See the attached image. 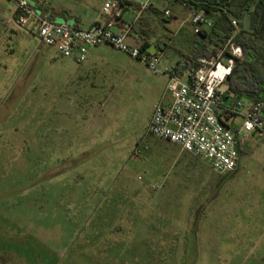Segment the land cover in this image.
<instances>
[{"label": "rangeland", "instance_id": "1", "mask_svg": "<svg viewBox=\"0 0 264 264\" xmlns=\"http://www.w3.org/2000/svg\"><path fill=\"white\" fill-rule=\"evenodd\" d=\"M60 2L84 24L103 6ZM14 13L0 0V264H264V139L213 172L148 132L164 76L106 44L78 63ZM248 89L264 101V70Z\"/></svg>", "mask_w": 264, "mask_h": 264}, {"label": "built area", "instance_id": "2", "mask_svg": "<svg viewBox=\"0 0 264 264\" xmlns=\"http://www.w3.org/2000/svg\"><path fill=\"white\" fill-rule=\"evenodd\" d=\"M12 1L15 13L10 22L25 30L31 25V32L42 44L63 56L81 63L92 48L107 44L164 76L165 90L155 105L148 132L179 145L182 151L203 160L213 172L225 175L237 169L242 136L257 134L264 139V102L238 98L228 104L226 92L221 89L237 61L244 57L242 47L232 37L214 46L211 57L201 58L196 70L182 72L179 67L161 68L164 51L148 55L126 43L141 18L152 13L155 0H108L101 9L102 22L89 29L54 20L31 0ZM128 8H133L135 15L125 21L123 11ZM162 12L165 18L172 17L169 9ZM185 24L196 35L213 27L207 16L194 12ZM232 26L238 28L237 19L232 20ZM239 119L241 124L235 126Z\"/></svg>", "mask_w": 264, "mask_h": 264}, {"label": "trees", "instance_id": "3", "mask_svg": "<svg viewBox=\"0 0 264 264\" xmlns=\"http://www.w3.org/2000/svg\"><path fill=\"white\" fill-rule=\"evenodd\" d=\"M187 6L191 12L207 13L213 27L199 34H192L193 51L184 55L190 70H196L199 60L211 57L210 47L225 43L233 38L244 52V57L237 61L226 82L230 85L227 97L235 93L242 98L244 93L252 96L253 102L262 101L260 92L248 89L253 69L264 70V0H176ZM33 5V4H32ZM250 19L248 30L242 28L241 22ZM238 20V28L232 26V20ZM147 42L141 48L145 49ZM264 102V101H263Z\"/></svg>", "mask_w": 264, "mask_h": 264}, {"label": "crops", "instance_id": "4", "mask_svg": "<svg viewBox=\"0 0 264 264\" xmlns=\"http://www.w3.org/2000/svg\"><path fill=\"white\" fill-rule=\"evenodd\" d=\"M60 1L61 0H56V1L55 0H31L32 4L39 11H45V12L50 13L51 17L54 20L58 22H67L70 24H74L83 29H89L95 24L102 22L103 20V17L101 16V12L99 14L97 12V14L89 18L85 15L88 21L84 24L83 21L86 19H83V16L81 14L69 9L64 4H62L63 2H60ZM107 1L108 0H103V5ZM177 6H178V10H181L182 12H185V11L191 12V10L187 6H185L184 4H181L179 1H176V0H155V7L152 13L143 16L141 20L139 21V23L135 26L133 32L131 33L132 36L136 38H143L145 40V43L147 42V46L145 47V49L147 50L144 52L145 50L144 49L142 51L143 53L148 54V55H153V54L159 53L160 51L165 52V60L161 64L163 68H169V67H179L180 68V67H183L184 64L187 65L184 55L191 53L194 49L193 44H192L193 32L191 28L189 26L188 28L187 26L184 27L185 25H182L181 22H178V20L175 19L176 12L174 9ZM166 9H169L171 11L172 13L171 18L164 17L162 11ZM134 15L135 14H134L133 8L125 9L123 11V20L129 21L134 17ZM241 26L243 29H245V31L248 30L250 26V19L247 21V24H243V21H242ZM159 27H162L164 29L162 35L156 34V31ZM152 36L158 37L159 40H157L156 42H153L151 38ZM164 37L166 38V40H163ZM99 47L100 46L92 48L90 50L88 58ZM212 49L213 47H210V51ZM177 63H180V65L177 66ZM165 84L166 83H164V87H163L164 90H165ZM164 90L160 96L159 101L161 100L163 96ZM236 99H238V96L235 93H231L229 94L226 100L228 104H233L236 101ZM240 99H243V98H240ZM158 102H156V104ZM248 102H253V101H248ZM181 152H182V149H181Z\"/></svg>", "mask_w": 264, "mask_h": 264}, {"label": "water", "instance_id": "5", "mask_svg": "<svg viewBox=\"0 0 264 264\" xmlns=\"http://www.w3.org/2000/svg\"><path fill=\"white\" fill-rule=\"evenodd\" d=\"M205 16H208L207 13H204ZM126 43L132 47H137V48H142L144 43H145V40L143 38H136L132 35H129L127 38H126ZM180 63H177V66H179ZM188 67L186 64L183 65V67H180V70L182 72H185L187 71ZM191 83V81H189V84ZM221 89L225 92H229L230 91V86L227 82L223 83V85L221 86Z\"/></svg>", "mask_w": 264, "mask_h": 264}]
</instances>
